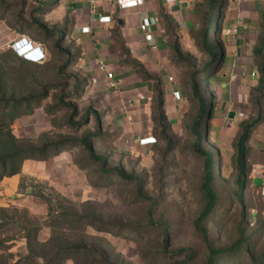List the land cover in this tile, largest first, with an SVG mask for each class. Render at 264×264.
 I'll list each match as a JSON object with an SVG mask.
<instances>
[{
  "label": "rangeland",
  "instance_id": "1",
  "mask_svg": "<svg viewBox=\"0 0 264 264\" xmlns=\"http://www.w3.org/2000/svg\"><path fill=\"white\" fill-rule=\"evenodd\" d=\"M46 1L0 0V50H13L16 40L27 37L45 52L41 61L24 66L12 52L2 56L15 97H31L10 130L27 146L45 147V155L26 159L19 173L0 181V263L27 258L24 214L43 227L41 241L53 233L50 224L63 228L65 217L77 214L93 224L64 231L101 253L83 258L96 264H208L211 249L218 253L215 264H264L263 187L255 185L250 162L244 186L237 168L236 144L250 122L240 123L238 131L215 113L214 80L221 66L214 72V55L226 43L216 9L196 0L199 13L182 20V100L173 118L151 112L148 130L157 140L142 147L133 133L146 124L113 117L105 90L79 61L75 44L58 33L61 24L50 22L60 21L62 13L48 19ZM6 104L0 109L10 115ZM199 117L200 150L212 153L217 195L214 210L200 223L207 236L197 226L206 205L205 155L191 129Z\"/></svg>",
  "mask_w": 264,
  "mask_h": 264
},
{
  "label": "crops",
  "instance_id": "2",
  "mask_svg": "<svg viewBox=\"0 0 264 264\" xmlns=\"http://www.w3.org/2000/svg\"><path fill=\"white\" fill-rule=\"evenodd\" d=\"M56 1L45 13L48 19L62 13L60 21L50 22L61 24L58 33L75 44L79 61L87 64L86 70L105 90L113 117L122 122L134 120L136 125L145 123L142 131L133 133L139 135L138 140L152 135L148 122L156 82L144 78L133 65L138 63L159 78L166 114L173 118L182 97L175 99L172 91L183 93V73L182 64L174 59L175 39L169 36L164 15L180 26V34L182 20L189 21L196 13V0H143L141 5L129 8H122L118 0ZM219 4L223 5L219 18L226 43L221 46L224 59L214 80L215 113L229 126H238V131L240 123L256 122L247 142L253 170L264 165V90L262 97L259 91L264 62V0H222ZM104 16H110V20L100 21ZM145 17L151 25L143 31L140 26ZM85 26L90 27L89 32H83ZM147 32L153 34V41L146 40ZM107 70L113 73L112 79L107 77ZM232 111L235 116L229 117ZM252 176L256 178L255 173Z\"/></svg>",
  "mask_w": 264,
  "mask_h": 264
},
{
  "label": "trees",
  "instance_id": "3",
  "mask_svg": "<svg viewBox=\"0 0 264 264\" xmlns=\"http://www.w3.org/2000/svg\"><path fill=\"white\" fill-rule=\"evenodd\" d=\"M55 3V0H47L43 7L44 11L45 9L49 8L50 5H53ZM208 4L211 7L212 10L216 9V20L220 21L219 18V11L223 9V5L219 4V0H208ZM209 7V8H210ZM209 11L208 9L207 15L209 18ZM197 12V10H196ZM199 13V12H197ZM166 21H167V29L169 32V36H171L173 39H175L173 43V47L175 50V57L174 59L181 63L178 58H180V47L178 44V41L180 39V26L173 23V19L168 14L164 15ZM176 35H175V34ZM12 52V54L21 62V65L24 66V64L27 63H37L31 60H28L22 56H19L14 50L7 49V50H0V104L2 102H7L6 106H10V115L8 113L3 112L5 109H0V181L7 176H12L20 172L23 162L26 159L29 158H36L41 156L42 154L45 155V147H34L32 145H25L19 138H17L10 130V124L12 121L16 118V116L19 113V108L23 104V102L27 98L31 97H23L21 99H18L15 97V91L16 86H11L6 82V73L4 72V69H7V72L11 71L4 62H2V56L4 55V52ZM263 52V49L260 50V54ZM215 58V68L214 72L217 71V69L220 68L221 63L224 59V53L219 52L216 55H214ZM135 67L138 68L139 72L143 74L145 79H153L156 84L154 87V94L152 97L151 102V112L153 114H158V118L161 120L167 119V114L165 110V101H164V89L162 88V83L159 81V78L149 74L148 71H146L143 66H141L138 63H133ZM22 68H19L18 71L22 72ZM213 71V70H212ZM261 72L263 75V78L261 79V86H260V97L263 96V90H264V62L261 65ZM20 77V75L18 76ZM18 77H16L18 79ZM194 77V76H193ZM192 83V89L195 92V94L198 91L197 84L195 80H191ZM12 95L10 98L6 99V94ZM259 97V98H260ZM11 101V102H9ZM1 108V106H0ZM204 114V111L202 112ZM7 118H9V121H7ZM256 123V122H255ZM254 122L250 123L247 126H244V131L240 135L238 142L236 144V150H237V168L239 172V180L240 184L242 186L245 185L246 180L249 175V168H248V152H247V142L249 139L250 130L255 124ZM201 119L200 117L197 118L192 125L191 129L196 137V145L199 152L205 155V176L204 181L202 184V188L205 193L206 197V205L199 215L197 219V226L199 229L202 230L205 236H207V230L206 228L202 227L200 223L207 219V217L211 214V212L214 210V207L217 203V195L215 192V189L213 187V158L212 153L200 150V146L203 140V133L200 129L201 127ZM157 139V138H156ZM88 150H90L92 156L94 155L93 148L90 144L85 143ZM95 158L99 160H104L105 156H96ZM1 214V212H0ZM24 219H22L21 222H23V229L25 232L24 237L28 241V248L29 253L26 256L23 261L22 259H18L13 264H66L68 260H72V264H96L95 261H85L83 258L85 256H90L91 254H96L98 256H101V253L99 251H95L96 249H92L89 246H87L82 240H74L72 237H67L66 232L64 230H74L73 228H83V226H88L91 221H87V217H82L77 214L74 215H68L65 217L63 223L61 224V227L59 228L50 224L49 226L53 229V233L46 241H41L39 239V233L42 230V226L38 223H35L30 217L27 215H23ZM211 258L209 259L208 264H215L214 256L217 255V251L214 249H211ZM32 258H37L38 261H35ZM3 264V263H0ZM6 264V263H5Z\"/></svg>",
  "mask_w": 264,
  "mask_h": 264
},
{
  "label": "built area",
  "instance_id": "4",
  "mask_svg": "<svg viewBox=\"0 0 264 264\" xmlns=\"http://www.w3.org/2000/svg\"><path fill=\"white\" fill-rule=\"evenodd\" d=\"M142 1L143 0H118V3L120 4V6L122 8H129V7H137V6L141 5ZM106 19L109 21L110 16L101 17L100 21H105ZM150 25H151L150 19L145 17L142 20L140 27L143 31H146V30H148ZM82 30H83V32H89L90 27L85 26V27H83ZM145 38L148 41H153L154 36L152 33L147 32V33H145ZM12 48L19 56H22V57H24L28 60L34 61V62H39L45 57V52H44L43 48L41 47V45L37 44L34 40L29 39L27 37H22V38H19L18 40H16L12 44ZM31 54H34L35 57H31ZM101 69L105 70V67L101 66ZM106 74H107V77L109 79H112L114 76L113 73L108 71V70H107ZM172 79H173V77H170V80H172ZM172 94L175 97V99H181V97H182V94L179 90H173ZM240 116L242 117L243 114L240 113ZM156 140L157 139L155 136L150 135V136H146V137L141 138L140 144L147 146V145L155 143ZM253 173H255L256 177L262 178V185L261 186L263 187V191H264V165H260L257 169H253Z\"/></svg>",
  "mask_w": 264,
  "mask_h": 264
},
{
  "label": "water",
  "instance_id": "5",
  "mask_svg": "<svg viewBox=\"0 0 264 264\" xmlns=\"http://www.w3.org/2000/svg\"><path fill=\"white\" fill-rule=\"evenodd\" d=\"M186 3H184V5H185ZM235 116V112L234 111H232L230 114H229V117H234ZM254 183H255V185H257V186H261L262 185V178L261 177H256L255 179H254Z\"/></svg>",
  "mask_w": 264,
  "mask_h": 264
},
{
  "label": "bare ground",
  "instance_id": "6",
  "mask_svg": "<svg viewBox=\"0 0 264 264\" xmlns=\"http://www.w3.org/2000/svg\"><path fill=\"white\" fill-rule=\"evenodd\" d=\"M31 57H35V55L34 54H31Z\"/></svg>",
  "mask_w": 264,
  "mask_h": 264
}]
</instances>
